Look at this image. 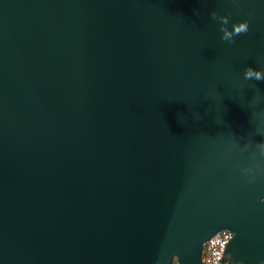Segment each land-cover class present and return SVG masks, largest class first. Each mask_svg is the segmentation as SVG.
<instances>
[{
  "label": "water",
  "instance_id": "obj_1",
  "mask_svg": "<svg viewBox=\"0 0 264 264\" xmlns=\"http://www.w3.org/2000/svg\"><path fill=\"white\" fill-rule=\"evenodd\" d=\"M247 66L264 0H0V264H264Z\"/></svg>",
  "mask_w": 264,
  "mask_h": 264
},
{
  "label": "clouds",
  "instance_id": "obj_2",
  "mask_svg": "<svg viewBox=\"0 0 264 264\" xmlns=\"http://www.w3.org/2000/svg\"><path fill=\"white\" fill-rule=\"evenodd\" d=\"M211 16L214 19H219L223 21V23L221 24V30L223 33L221 39L229 41L230 43L235 42L234 38L236 35L240 33H246L249 30V21L247 19L241 20L240 22L233 24L232 28L229 29L223 26L224 24L227 23L226 17L223 16L217 17V13L215 11L211 13ZM244 78L246 80H251V79L264 80V71L251 66H247L244 71ZM245 147H247V145H245ZM257 147L260 150V152L264 154V142L257 144Z\"/></svg>",
  "mask_w": 264,
  "mask_h": 264
},
{
  "label": "built area",
  "instance_id": "obj_3",
  "mask_svg": "<svg viewBox=\"0 0 264 264\" xmlns=\"http://www.w3.org/2000/svg\"><path fill=\"white\" fill-rule=\"evenodd\" d=\"M232 238V233L222 230L205 242L203 247V261L206 264H232L223 256L225 244Z\"/></svg>",
  "mask_w": 264,
  "mask_h": 264
},
{
  "label": "trees",
  "instance_id": "obj_4",
  "mask_svg": "<svg viewBox=\"0 0 264 264\" xmlns=\"http://www.w3.org/2000/svg\"><path fill=\"white\" fill-rule=\"evenodd\" d=\"M172 264H178V263H177V260H174V262H173Z\"/></svg>",
  "mask_w": 264,
  "mask_h": 264
}]
</instances>
